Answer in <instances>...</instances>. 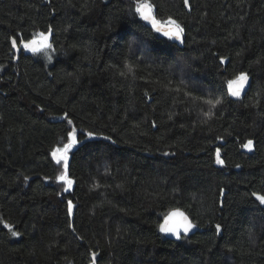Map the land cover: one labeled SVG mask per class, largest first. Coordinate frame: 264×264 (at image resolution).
Wrapping results in <instances>:
<instances>
[{"label": "trees", "instance_id": "1", "mask_svg": "<svg viewBox=\"0 0 264 264\" xmlns=\"http://www.w3.org/2000/svg\"><path fill=\"white\" fill-rule=\"evenodd\" d=\"M147 2L183 47L137 0H0V264H264V0Z\"/></svg>", "mask_w": 264, "mask_h": 264}, {"label": "snow or ice", "instance_id": "2", "mask_svg": "<svg viewBox=\"0 0 264 264\" xmlns=\"http://www.w3.org/2000/svg\"><path fill=\"white\" fill-rule=\"evenodd\" d=\"M185 4L188 3V0H184ZM135 13H137L141 19L145 21H150L152 26L155 28L157 32L161 31V28L159 27V24L157 20L152 15V6L147 2V0H137L136 6H135ZM170 23L174 26L173 28L164 31L163 35L167 36L169 39L178 40L181 43H183L182 34L183 29L180 27L179 24H177L174 20L170 21ZM51 29H49V32ZM49 36L45 33H40L38 35V38H34L27 42H22L23 46L27 49H29L32 52H39L42 49L51 48V44L48 43ZM12 45L13 47L17 46L16 39H12ZM223 62V59L222 61ZM129 72H132V68L129 67ZM229 86V94L232 97L240 98L242 93L245 92V88L250 87V76L248 72H240L238 73L234 79L228 81ZM190 95V93H189ZM222 101L220 99L215 100H207L206 103L210 104L212 107H215L216 105L220 104ZM69 124H71V121H68ZM93 134L88 133V136L91 137ZM69 142L63 147V149H57L56 153H53V155L57 159V163H60L61 161L64 162L65 165V174L61 175L57 179L63 181L65 184H67L69 187L72 184V181L68 179L66 172H67V161H68V153L78 144L80 141L77 139V133L75 130L70 131L68 133ZM104 139L111 140L110 137H105ZM115 143V141H113ZM253 145L252 140H248L245 145H243L245 148H248L251 150ZM217 163H223L219 159V152H217ZM237 167H240L237 165ZM25 180L28 179V177H24ZM67 190V189H65ZM223 192V190H221ZM252 196L255 197L257 201H259L260 205H264V194H260L257 192H253ZM73 209L72 202H68V213L71 215ZM174 216H180L182 217V223L180 224H174L171 222V217ZM194 227H196L194 224L191 223V221L188 220L186 216L183 215V213L180 212H174L171 214L170 217H167L165 219V222L160 224L159 231L162 233H170L171 235L175 236L177 240L181 238V230L185 235H187L188 232H190ZM216 231L219 234L221 231V225H216ZM13 236H18L19 233L16 231H12ZM95 258V254H93V259Z\"/></svg>", "mask_w": 264, "mask_h": 264}, {"label": "water", "instance_id": "3", "mask_svg": "<svg viewBox=\"0 0 264 264\" xmlns=\"http://www.w3.org/2000/svg\"><path fill=\"white\" fill-rule=\"evenodd\" d=\"M152 15H153V14H152ZM153 17H154V16H153ZM140 19H141V18H140ZM141 21L143 22V24H144L147 28H149L151 31H153V32H154L157 36H159L161 39L166 40V41H169V42H172L173 44L177 45V46L180 47V48L183 47L184 42L181 43V42L178 41V40L169 39L167 36H164V35H163V32H164V31H167V30L173 28L174 26H171V25H161V24H159V27L161 28V31L157 32V31L155 30V28L152 26V24H151L150 21H145V20H143V19H141ZM182 39H183V36H182ZM26 50H27V51H30V50L27 49V48H26ZM30 52H32V51H30ZM18 55H19V53L17 54V57L15 58L16 61H17V59H18ZM248 89H249V87L246 86V88H245V92L242 93L241 97L247 93ZM229 95H230V94H229ZM230 96H231V95H230ZM231 97H232V96H231ZM232 98H235V97H232ZM173 213H174V212H173ZM180 213H181V212H180ZM171 214H172V213H171ZM171 214H170L168 217H170ZM183 215L186 216L185 214H183ZM186 217H187V216H186ZM187 218H188V217H187ZM188 220L190 221L189 218H188ZM164 222H165V220H164L162 223H164ZM171 222L174 223V224H180V223H182V217H180V216H174V217H171ZM194 232H195V227H194L190 232H188L187 235H185V234L183 233V231L181 230V238H180L179 240H181L183 237H188V236L194 234ZM161 234H162L164 237H166L167 239L171 240V241H174V242L179 241V240L176 239L175 236L171 235L170 233H162V232H161Z\"/></svg>", "mask_w": 264, "mask_h": 264}]
</instances>
